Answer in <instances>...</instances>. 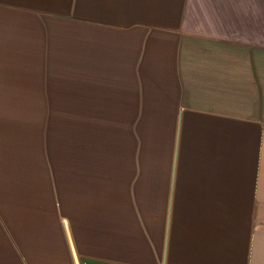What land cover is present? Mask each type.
Listing matches in <instances>:
<instances>
[{"label": "crops", "instance_id": "1", "mask_svg": "<svg viewBox=\"0 0 264 264\" xmlns=\"http://www.w3.org/2000/svg\"><path fill=\"white\" fill-rule=\"evenodd\" d=\"M0 264H264V0H0Z\"/></svg>", "mask_w": 264, "mask_h": 264}, {"label": "rangeland", "instance_id": "2", "mask_svg": "<svg viewBox=\"0 0 264 264\" xmlns=\"http://www.w3.org/2000/svg\"><path fill=\"white\" fill-rule=\"evenodd\" d=\"M20 77V82H22V85L21 88L24 89L25 88V105L28 107V108H32L33 109V106H34V103H35V100H34V77L35 76H19ZM46 82H48V88L50 85H52L51 89H54V88H64L66 87V76H46ZM56 90V89H55ZM58 99V101H57ZM55 99V102L57 104L58 107H62V108H66V104H65V100H66V97H62V98H57ZM21 104H22V98H21ZM28 116L31 115L33 116V113H30L28 112L27 113ZM62 116H60L61 118ZM64 133V134H63ZM48 142H49V145L51 143V138L54 137V138H57V137H60V144H54V145H51L53 147V149L55 148V151H54V155L56 153V155L54 157H57L58 158H64L65 155H66V144H64V140H65V137H66V130H63V129H56L55 131L53 130V133L51 132L50 129H48ZM48 145V148L50 150V146ZM54 165L58 164V167H64L65 168V164L66 162L64 160H59V162H53ZM64 165V166H63Z\"/></svg>", "mask_w": 264, "mask_h": 264}]
</instances>
